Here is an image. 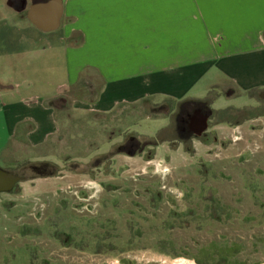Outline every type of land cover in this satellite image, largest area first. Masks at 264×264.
Wrapping results in <instances>:
<instances>
[{
	"label": "rangeland",
	"instance_id": "374dc122",
	"mask_svg": "<svg viewBox=\"0 0 264 264\" xmlns=\"http://www.w3.org/2000/svg\"><path fill=\"white\" fill-rule=\"evenodd\" d=\"M181 103L70 110L49 142L0 154L21 177L0 191V264H264V89L194 110L207 128L189 138ZM129 138L143 151L119 152Z\"/></svg>",
	"mask_w": 264,
	"mask_h": 264
},
{
	"label": "crops",
	"instance_id": "0c3cea01",
	"mask_svg": "<svg viewBox=\"0 0 264 264\" xmlns=\"http://www.w3.org/2000/svg\"><path fill=\"white\" fill-rule=\"evenodd\" d=\"M218 89H264V0H0V154L49 142L70 110Z\"/></svg>",
	"mask_w": 264,
	"mask_h": 264
},
{
	"label": "trees",
	"instance_id": "16d2710c",
	"mask_svg": "<svg viewBox=\"0 0 264 264\" xmlns=\"http://www.w3.org/2000/svg\"><path fill=\"white\" fill-rule=\"evenodd\" d=\"M212 92V91H211ZM216 99V96L212 93L208 94L205 98L202 99H192V98H186L182 100V108L180 110V114L177 117V122H178V127L179 128V132H181L183 134V138H189L190 136H185L187 135L184 130L189 129L187 128L189 126V122H190V116L191 114L194 112V110L197 109H201L203 112L206 109H209L210 111H212V109L208 108V106L214 102V100ZM190 104V108L187 110V108L185 107L186 105ZM212 107V106H211ZM208 110V111H209ZM218 111V110H215ZM192 138V137H191ZM142 143L141 140L136 139V138H129L127 140L126 143H124L125 148H122V153H129V154H133V152L130 150V146H135L136 150L140 151L144 149V147H139V145ZM160 140L158 137L156 138H151V140H146V145H154V146H158L160 144ZM144 146V145H143ZM141 151V152H142ZM134 153H136V151H134Z\"/></svg>",
	"mask_w": 264,
	"mask_h": 264
},
{
	"label": "water",
	"instance_id": "95a60500",
	"mask_svg": "<svg viewBox=\"0 0 264 264\" xmlns=\"http://www.w3.org/2000/svg\"><path fill=\"white\" fill-rule=\"evenodd\" d=\"M196 118H191L189 125L197 132L201 133L207 128V118L204 114L197 113ZM21 177L13 175L0 168V191L9 190L14 183L20 180Z\"/></svg>",
	"mask_w": 264,
	"mask_h": 264
},
{
	"label": "bare ground",
	"instance_id": "6f19581e",
	"mask_svg": "<svg viewBox=\"0 0 264 264\" xmlns=\"http://www.w3.org/2000/svg\"><path fill=\"white\" fill-rule=\"evenodd\" d=\"M170 264H192V263L186 259L179 258V259H176L175 261L171 262Z\"/></svg>",
	"mask_w": 264,
	"mask_h": 264
},
{
	"label": "flooded vegetation",
	"instance_id": "af4514ba",
	"mask_svg": "<svg viewBox=\"0 0 264 264\" xmlns=\"http://www.w3.org/2000/svg\"><path fill=\"white\" fill-rule=\"evenodd\" d=\"M196 115V114H195Z\"/></svg>",
	"mask_w": 264,
	"mask_h": 264
}]
</instances>
